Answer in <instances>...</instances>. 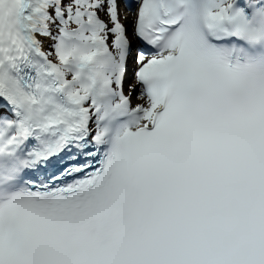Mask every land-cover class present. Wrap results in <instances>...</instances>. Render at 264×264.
Here are the masks:
<instances>
[{"label": "snow or ice", "instance_id": "6c2138e0", "mask_svg": "<svg viewBox=\"0 0 264 264\" xmlns=\"http://www.w3.org/2000/svg\"><path fill=\"white\" fill-rule=\"evenodd\" d=\"M0 264H264V0H0Z\"/></svg>", "mask_w": 264, "mask_h": 264}]
</instances>
